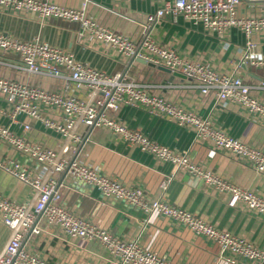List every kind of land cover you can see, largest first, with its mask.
Returning <instances> with one entry per match:
<instances>
[{"label":"built area","instance_id":"2783aa9c","mask_svg":"<svg viewBox=\"0 0 264 264\" xmlns=\"http://www.w3.org/2000/svg\"><path fill=\"white\" fill-rule=\"evenodd\" d=\"M150 1L154 9L146 15L145 31L138 40L104 26L86 15L82 8L49 0H0V8L30 12L39 19L77 22L82 35L87 34L97 43L110 47L124 61L140 58L180 74L200 94L212 92L219 106H237L264 123V102L251 94L252 87L241 76L235 72H218L185 56L153 38L149 30V25L156 21L178 16L210 35L224 36L234 28L246 40L240 63L264 68V55L255 52L256 43L251 38L252 34L264 31V13H244L240 8L244 0ZM9 55L14 59L4 58ZM69 83L74 86L71 90H67ZM81 87L85 90L79 95ZM155 87L133 79L127 70L109 74L94 68L41 38L19 39L0 32V143L6 153L4 159L0 158V169L29 187L31 194L22 202L0 194V221L9 230L6 242L0 247V264H52L24 247L29 236L42 231L41 222L56 227L65 237L100 243L116 264H175L143 249L137 240L116 237L67 209L61 203L58 190L61 175H70L77 182L97 188L106 197L188 227L194 234L216 244L230 263L264 264V247L219 229L162 199L148 198L141 188L128 187L115 177L78 161L77 155L88 140L90 129L105 128L127 145L174 165L175 169L202 180L218 193L232 195L246 210L264 215V197L260 194L220 177L194 163L186 153L157 143L112 115L122 105L141 108L151 116L191 128L197 141L209 143L264 172L263 151L246 145L215 127L208 118L155 92ZM32 123L39 124L57 142L49 146L30 139ZM16 124H20V132L12 129ZM13 153L29 159L35 169L21 164Z\"/></svg>","mask_w":264,"mask_h":264},{"label":"crops","instance_id":"0c3cea01","mask_svg":"<svg viewBox=\"0 0 264 264\" xmlns=\"http://www.w3.org/2000/svg\"><path fill=\"white\" fill-rule=\"evenodd\" d=\"M62 6L83 9L104 26L138 40L145 31L146 15L153 11L150 0H49ZM244 13H264V0H244ZM153 38L171 46L179 53L201 61L218 72H235L249 84L251 94L264 102V68L240 63L245 36L237 29H229L224 36L210 35L182 17H168L149 25ZM0 32L19 39L41 38L53 46L65 49L78 60L109 74L127 70L135 80L155 85L154 91L192 109L228 135L250 147L264 152V123L243 109L219 106L212 92L200 94L182 77L172 75L138 61H124L110 47L81 34L77 22L61 19H39L30 12H12L0 8ZM255 52L264 55V31L251 35ZM8 61L14 59L9 55ZM71 83L67 90L73 89ZM84 88H80L82 95ZM130 128L139 129L150 139L176 151L186 153L198 165L220 177L264 197V172L228 152L197 141L189 127L179 126L166 118L149 115L143 109L122 105L112 114ZM23 120L24 117L20 116ZM28 133L30 139L44 145H54L56 137L46 133L37 123ZM20 132V124L12 125ZM77 155L81 163L98 172L115 177L128 187H139L151 199H162L201 217L215 227L227 230L258 247H264V215L243 208L232 195L218 193L183 170L157 160L153 155L127 145L108 129L92 128ZM21 164L35 169L34 164L15 153ZM6 157L0 143V158ZM37 173L39 168L37 167ZM58 190L61 203L74 214L98 228L125 240H137L141 247L175 264H249L228 262L219 247L210 240L194 234L188 227L157 213H146L124 201L106 197L97 188L61 175ZM0 194L9 200L22 202L30 197V189L21 181L0 169ZM42 231L29 236L25 249L52 264H116L104 247L93 240L63 236L56 227L41 222ZM9 230L0 221V247Z\"/></svg>","mask_w":264,"mask_h":264},{"label":"water","instance_id":"95a60500","mask_svg":"<svg viewBox=\"0 0 264 264\" xmlns=\"http://www.w3.org/2000/svg\"><path fill=\"white\" fill-rule=\"evenodd\" d=\"M135 60L138 61V62H140V63L146 64V65H148V66H150V67H154V68H157V69H159V70H161V71H165V72H167V73H170L168 69H166V68H164V67H161V66H158V65H155V64H153V63H151V62H147V61H145V60H143V59L136 58ZM171 74H172V75H175V76H178V77H181V75H180V74H177V73H171Z\"/></svg>","mask_w":264,"mask_h":264}]
</instances>
